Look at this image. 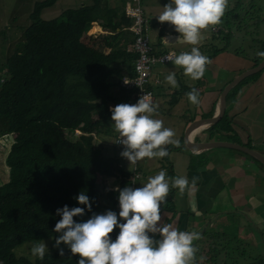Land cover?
<instances>
[{"label": "trees", "instance_id": "trees-1", "mask_svg": "<svg viewBox=\"0 0 264 264\" xmlns=\"http://www.w3.org/2000/svg\"><path fill=\"white\" fill-rule=\"evenodd\" d=\"M56 1L33 4L30 24L18 45L20 50L5 60L6 77L0 82V119L4 120L0 121L5 126L3 133L12 136L4 164L19 179V185L0 186V264H77L79 257H73L69 250L64 256L58 250L46 252L43 260L35 257L32 261L16 257L13 250L26 242L45 238L55 241L59 234L53 229L60 219L56 210L65 205L85 207L74 199L81 191L88 195L92 207L91 211L85 208V215L74 217L75 221L84 222L93 213L103 214L107 209L119 213V192L102 191L98 179L116 177L119 189L127 180L116 160L104 157L93 143L95 133L107 126L109 108L133 101L132 92L117 84L122 75L131 74L135 60L134 53L126 50L130 33L129 21L123 16L124 1L120 7L111 8L106 0H90L89 5L63 10L50 20L41 19V10ZM230 3L229 14L217 30L222 32L219 42L223 45L210 50V59L228 51L232 27L247 33L264 26V8L257 6L256 0ZM232 13L238 14L235 23L229 19ZM91 23L110 33L97 39L99 47L90 44L87 32ZM211 39L214 41L216 36ZM252 46L249 57L234 51L249 68L263 60L257 53L264 51V40H252ZM103 47L109 48L107 54L102 52ZM256 75L233 86L228 99ZM116 86L118 92L113 93L111 89ZM192 89L183 87L181 94ZM48 126L67 137L52 139ZM206 127L210 139L218 135L220 140L241 146L235 140L237 135L227 112L216 124ZM75 131L79 134L75 135ZM252 160L264 172L263 166ZM169 202L168 196L162 205ZM118 233L119 228H115L111 238L115 240ZM194 246L199 249L196 264H264L260 255L250 257L247 247L233 248L224 232H203Z\"/></svg>", "mask_w": 264, "mask_h": 264}, {"label": "crops", "instance_id": "crops-1", "mask_svg": "<svg viewBox=\"0 0 264 264\" xmlns=\"http://www.w3.org/2000/svg\"><path fill=\"white\" fill-rule=\"evenodd\" d=\"M122 1L125 4L129 0H106L111 8L120 7ZM230 1L228 0V7L221 18V23L225 21L227 14H229ZM80 2L79 6L90 4V0ZM168 3L169 0H141L143 14L148 20L149 38L153 52L173 51L178 55L181 52L190 51L193 46L180 37V33L175 31L174 26L167 22L160 23L158 21L157 16ZM256 5L264 8V0H256ZM58 15L59 13L56 16ZM229 19L234 23L237 22L239 20L238 14H230ZM5 23H2L3 28H5ZM29 24L28 21L26 27ZM211 28H215L217 31L219 24L218 27L216 25L211 26L210 32ZM12 32L13 29L7 35H3L0 30V39H2V43H6V46L3 45V51L6 50V47L13 49L17 42L15 40H18V38L21 41L22 33L12 36ZM236 32L235 29L233 35L231 28L232 38L235 37ZM109 34L106 29L101 28L96 23H91L87 32L90 37V44L92 43L93 47L100 46L97 42L99 37ZM126 40L128 41L126 45L128 51L130 50L129 35ZM208 40V35L201 31L200 44L197 47L205 56H208L213 48H220L223 45V43L217 41L219 45L216 47L212 43L211 37L212 42L208 43ZM102 52L107 54L109 48L103 47ZM6 59L7 57L2 60L3 64L0 69L2 73L5 71ZM210 60L211 63L207 65L204 77L197 81L185 76L183 69L178 66H165L168 63L156 66L153 69V77L160 81L158 85L151 87L152 102L159 106L153 118L162 120L164 127L172 129L176 133L175 139L179 141V144L168 145L167 148L174 147L168 151L169 156L163 159L145 158L137 162L135 168L139 178L135 182V188L142 187L147 182L148 177L158 174L162 169L166 170L169 178L185 176L191 181L194 176L199 177L198 190L192 196L185 194L181 197L178 195L177 189L170 190L168 195L170 202L165 206L161 205L162 219L158 226L171 223L180 231H195L200 233V236L207 231L224 232L232 240L233 248L237 246L247 247L250 257L260 255L264 259V172L252 160V157L242 152L226 148L191 150L183 144V133L190 122L217 114L221 91L225 84L224 81L220 89L217 88L218 78L224 74H233L234 76L249 68L247 61L236 56L234 50L232 51L229 48L228 51L219 53ZM170 72L176 73L178 88H172L166 84L165 77ZM112 80H115V78ZM183 87L198 90L200 94L198 105L190 104L185 94H181ZM111 91L117 93L118 87H113ZM227 114L231 116V123L234 126L233 131L237 135L235 140L240 141L242 147L254 150L264 156V69L259 71L255 77L240 87L233 97L231 96L228 99ZM106 121L107 126L100 128L99 133H95L94 139L103 156L115 159L118 167L128 178L132 173L133 165H130L129 161L121 156L124 148H115L112 145L113 138L118 133L113 129L111 115L107 117ZM206 126H199L191 131L188 135V141L194 143L228 142L220 140L218 135H212L210 139L209 130ZM106 127L110 128V131ZM4 130L5 126L0 121V158L2 163L12 143V136L3 133ZM108 136L112 137L111 151L105 149ZM115 178H99L98 187L102 191L112 189L116 186ZM107 210L117 213L115 209ZM228 230H231L232 233L229 234ZM155 238L159 239L160 237L157 235ZM234 254L237 255V252L235 251Z\"/></svg>", "mask_w": 264, "mask_h": 264}, {"label": "clouds", "instance_id": "clouds-1", "mask_svg": "<svg viewBox=\"0 0 264 264\" xmlns=\"http://www.w3.org/2000/svg\"><path fill=\"white\" fill-rule=\"evenodd\" d=\"M227 7L228 0H169L157 16L160 23L174 26L180 37L193 46L190 51L167 57L193 81L202 79L211 63L197 47L201 31L218 25ZM257 55L264 59V51ZM165 82L172 88L179 87L175 72H170ZM185 96L192 105L200 103V94L195 88ZM158 107L143 95L135 104L121 103L110 109L112 126L118 133L117 142L124 146L121 156L130 165L145 158L163 159L169 156L168 145L179 144L176 133L164 127L162 120L153 118ZM198 180L196 176L191 181L185 176L169 178L162 169L148 177L142 187L118 189V215L107 210L77 222L74 217L85 215V208L91 211L92 207L88 195L81 191L74 199L85 207L65 205L56 210L60 219L53 231L59 235L53 247L64 256L61 244L65 245L73 257H79L77 264H196L199 249L193 242L201 239L200 233L180 231L171 223L158 225L162 219L161 205L170 190L177 189L181 197L192 196L198 190ZM115 228H119V233L113 240L110 234ZM157 235L159 239L155 238ZM48 250L45 242H37L31 247V255L43 260Z\"/></svg>", "mask_w": 264, "mask_h": 264}, {"label": "rangeland", "instance_id": "rangeland-1", "mask_svg": "<svg viewBox=\"0 0 264 264\" xmlns=\"http://www.w3.org/2000/svg\"><path fill=\"white\" fill-rule=\"evenodd\" d=\"M39 1H42V0H0V22H1L0 30L3 33V35H7V33H9L11 29H13V32L11 33L13 34L12 36L17 35L19 33L20 34L23 33L29 21V13L32 9V6L33 4ZM80 1L82 0H59L58 2H55L52 7L41 10L39 16L41 19L49 20L50 18L55 17L57 13L60 14V12H62L63 10L74 9V8L79 7V4L81 3ZM2 23H5V28L2 27ZM216 26L218 27V25ZM210 27L207 30H202V31L208 35V38H209L208 43L212 42L211 41L212 39L210 40V37L212 38L216 36V39L212 43L216 47H218L219 44H217V41H219L220 39L222 40V34H221L222 32L221 33L216 32L214 34L212 29H215V28H211V32H210ZM233 28L234 27H232V33L234 35L235 28L234 29ZM243 32L244 31H237L235 34V37L228 40V45H229L228 48L232 51L233 50L236 51L240 55L246 54L249 57L250 56L249 54L253 51L252 40H264V26H260L257 31L250 29L247 31V33L244 32L245 34ZM15 41L17 42H16L15 47H13V49L6 47V50L3 51L4 50L3 45L6 46V43H2V39H0V69H1V65L3 64L2 60L10 56L11 54L15 53L16 51L20 50V47L17 46L18 42L20 41V38H18V40H15ZM173 65H174L173 63H168L165 66L169 67ZM4 77H6L5 73H2L0 70V78L3 79ZM232 77H233V74H227V75L224 74L222 77L218 78L219 81L216 84L217 85L216 87L220 89V86L223 84V82L225 81L224 83H226ZM0 120L4 121L3 119H0ZM47 130L52 139H56L58 138V136L67 137L66 133L63 134L61 132H57L56 129H54L51 126H48ZM73 138H75L74 135H73ZM111 139L112 137L108 136V140L106 142L107 145L105 144V149L109 151L112 150V147H110ZM93 143L97 146L95 139ZM2 185L3 186L19 185V179L16 178L12 169L9 170V168L5 166L4 162L2 163V159L0 158V186ZM89 218L90 217H87L85 221ZM228 233L229 234L232 233L231 230H228ZM39 242L46 243L49 249L47 252L57 250L55 247H53L55 241H52L49 238H45ZM35 243L37 242L23 243L22 245H20L19 247L13 250L14 255L16 257H25L26 259L32 261L35 257L31 255V247ZM61 247L64 248L65 250H68L67 247L63 244H61ZM227 257L232 258L230 254H228ZM225 261L229 262L227 260Z\"/></svg>", "mask_w": 264, "mask_h": 264}, {"label": "built area", "instance_id": "built-area-1", "mask_svg": "<svg viewBox=\"0 0 264 264\" xmlns=\"http://www.w3.org/2000/svg\"><path fill=\"white\" fill-rule=\"evenodd\" d=\"M123 16L129 21L127 31L130 33L131 44L130 50L128 51L134 53L135 60L132 63L131 74L122 75L117 82L118 87L132 92L133 101L131 104L137 103L138 99L143 95H147L152 101L153 93L151 87L160 83L156 77H153V69L156 66L170 63L167 57L177 54L173 51L163 53L153 52L149 38L148 20L143 14L141 0H129L125 3L123 7ZM212 31L214 33L217 32L215 29H212ZM0 82H2V80H0ZM74 134L78 135L79 132L75 131ZM117 141L118 134L114 136L112 145L115 148H124V146ZM138 178L139 174L136 172L135 165H133L132 173L121 189L126 186L135 188V182ZM118 189L117 185L112 188L113 191H118Z\"/></svg>", "mask_w": 264, "mask_h": 264}, {"label": "water", "instance_id": "water-1", "mask_svg": "<svg viewBox=\"0 0 264 264\" xmlns=\"http://www.w3.org/2000/svg\"><path fill=\"white\" fill-rule=\"evenodd\" d=\"M263 69H264V59L256 66L250 67L236 74L224 84L222 91H221L220 104H219V109H218L217 114L209 118H202L200 120L192 121L188 124V126L184 130L183 144L185 145L186 148L191 149V150L192 149L199 150V149H207V148H226L230 150L239 151L257 160L264 168V156H262L260 153L254 150H251L249 148H245V147L232 144L229 142L194 143V142L188 141L189 133L193 131L195 128L199 126L216 124L218 121H220L224 117V115L227 112V107H228L227 94L233 86H235L238 82H240L244 78L254 75Z\"/></svg>", "mask_w": 264, "mask_h": 264}]
</instances>
